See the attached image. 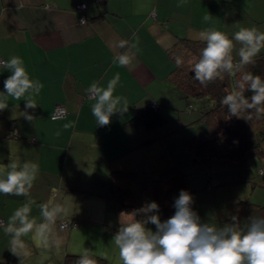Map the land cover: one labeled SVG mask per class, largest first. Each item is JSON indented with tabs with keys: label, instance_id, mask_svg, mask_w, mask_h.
<instances>
[{
	"label": "crops",
	"instance_id": "obj_1",
	"mask_svg": "<svg viewBox=\"0 0 264 264\" xmlns=\"http://www.w3.org/2000/svg\"><path fill=\"white\" fill-rule=\"evenodd\" d=\"M79 2L86 4L84 22L77 19ZM205 15L211 19L205 21ZM242 28L264 32V0H0V59L19 57L29 78L43 85L38 95L15 100L4 89L11 72L0 65V102L9 105L0 111V178L14 160L39 167L28 196L0 193V264H57L54 249L36 247L31 234L23 238L31 254L21 262L8 249L11 236L4 228L14 211L30 201V218L38 223L40 206L49 202L64 208L60 221L79 222L57 233L65 255L87 249L107 264H122L116 233L108 228L130 221V213L146 199H139L129 213H118L110 170L155 169L136 155L154 145L153 131L163 126L147 130L128 120L136 109L152 103L162 112L178 110L181 103L194 107L169 78L173 62L167 48L179 37L202 40L201 33L215 29L232 38ZM119 41L126 46L114 50ZM233 43L232 57L237 60L242 45ZM126 52H134L135 59L130 66H121L116 56ZM117 73L120 82L113 95L126 99L128 109L110 117L109 125L99 126L92 114L96 101L88 89L93 83L105 88ZM24 99L38 104L27 110L34 116L32 122L19 116ZM199 99L200 108L209 106L208 100ZM57 104L64 105L67 113L53 119ZM69 122L72 126L64 128ZM185 164H189L182 170L189 173L192 208L202 222L217 227L231 223L239 200L264 205V173L258 172L264 161L256 165V174L253 166L242 170L248 160L244 166L205 171L187 153ZM237 218L240 227L247 226L244 215ZM146 227L155 231L151 223Z\"/></svg>",
	"mask_w": 264,
	"mask_h": 264
},
{
	"label": "clouds",
	"instance_id": "obj_2",
	"mask_svg": "<svg viewBox=\"0 0 264 264\" xmlns=\"http://www.w3.org/2000/svg\"><path fill=\"white\" fill-rule=\"evenodd\" d=\"M204 19L208 21L211 15H205ZM201 39L206 42V46L201 50L199 58L191 63L190 71L205 87L218 78L223 79L224 73L235 75L246 66L254 65L264 49V32H259L256 28H242L232 38L212 29L201 33ZM233 41L242 45L238 52L239 63L236 64L232 57ZM125 46V41H119L113 47L115 50ZM134 59V52L116 56L121 66H130ZM176 63L180 66L181 59L177 58ZM0 65L11 72L4 80L7 96L21 100L26 94L40 93L43 85L29 78L19 57L13 56L7 62L0 61ZM119 82L120 75L117 73L105 88L93 83L88 89L91 98L96 101L92 106V114L99 126L109 125L110 117L117 113L122 115L128 109L126 99L113 95ZM237 89L221 100L231 116L240 117L241 112H255L257 117L264 116V79L251 72H244L237 82ZM246 92L251 95L246 96ZM24 100V110L19 112V116L32 122L34 116L27 110H35L38 104L32 99ZM8 107V103L0 102V111ZM71 126L72 123L69 122L64 128ZM8 168L6 174L0 178V193L17 197L28 196L39 173L38 165L14 160L8 164ZM31 203L30 201L17 208L9 218L4 228L5 235L11 236L8 249L21 262L31 254L23 239L31 234V241L36 247L54 249L57 264H63L66 257L57 233L66 226L59 220L64 208L59 203L42 204V222L38 223L35 218H30ZM193 203L192 195L181 189L174 200V214L164 221L159 217V205L155 201L133 210L130 213L132 219L125 222L114 235L122 264H264V217H252L248 225L242 228L238 218L232 216L231 223L217 227L202 222L192 208ZM138 215L141 216L140 219L136 218ZM149 223L155 225V231L146 227ZM77 264L96 262L85 249Z\"/></svg>",
	"mask_w": 264,
	"mask_h": 264
},
{
	"label": "trees",
	"instance_id": "obj_3",
	"mask_svg": "<svg viewBox=\"0 0 264 264\" xmlns=\"http://www.w3.org/2000/svg\"><path fill=\"white\" fill-rule=\"evenodd\" d=\"M205 46L204 40L179 37L167 48V54L173 62L169 78L180 89L183 97L206 98L210 102L199 116L204 122V129L186 139L184 146L199 164L200 170L219 171L244 166L250 157L264 156V116L257 117L255 112H241L240 117L231 116L221 100L230 92L238 90L237 82L244 72H251L264 79V53L256 58L254 65L246 66L235 75L224 73L223 79L218 78L205 87L190 71L191 63L199 58ZM177 58L182 61L180 66H177ZM233 63H239V59L233 58ZM245 95L250 96L251 93L246 92ZM128 121L131 125H140L151 130L164 124L166 118L158 106L153 107L150 104L136 109ZM188 176L189 173L175 163L153 170L111 169L115 209L118 213H129L143 197L146 203L155 201L159 205V217L164 221L174 214V200L181 189L192 195ZM235 209V216L244 215L247 225L252 217H264V205L248 200L237 201ZM136 218L140 219L141 216ZM118 230V227L108 228L113 233ZM80 255L66 254L65 264H77ZM90 255L96 264H107L102 256L92 252Z\"/></svg>",
	"mask_w": 264,
	"mask_h": 264
},
{
	"label": "rangeland",
	"instance_id": "obj_4",
	"mask_svg": "<svg viewBox=\"0 0 264 264\" xmlns=\"http://www.w3.org/2000/svg\"><path fill=\"white\" fill-rule=\"evenodd\" d=\"M189 100L193 102V108L188 105H185L184 107L181 103V107L178 109L180 111L166 108L163 109V112L161 111L163 116L166 118V122L162 124L163 126L159 127V129H155V131H153L155 132L154 136L156 138L154 145L149 147L147 150L145 149L143 152L140 151L137 153L136 156L138 161L141 162L144 160L145 164L147 163L150 168L155 169H159L168 163H175L178 166L183 165L184 168L181 169H187V167H189V164H185L186 155L187 153L189 154V152L184 146V141L204 129V122L199 119V111L207 108V106L200 108L196 105V103L201 100L199 98H189ZM204 100L207 99L203 98L202 101L204 102ZM159 131L161 132L157 133ZM263 161L264 156L250 157L248 159L247 167H244L242 170L245 172L246 168L253 166L254 173L256 174L258 170L256 165L262 164ZM140 162H138L139 166L141 165ZM128 169L132 170L135 168Z\"/></svg>",
	"mask_w": 264,
	"mask_h": 264
},
{
	"label": "built area",
	"instance_id": "obj_5",
	"mask_svg": "<svg viewBox=\"0 0 264 264\" xmlns=\"http://www.w3.org/2000/svg\"><path fill=\"white\" fill-rule=\"evenodd\" d=\"M96 1H99V0H96ZM86 8V4L84 2H79L78 4H76V12L78 13V21L80 22H84V16L82 15V12L83 10ZM0 61H3V59H0ZM89 96H90V93H89ZM91 97V96H90ZM153 107H156L157 104L156 103H152L151 104ZM67 113V110H66V107L64 105H61V104H57L55 107H54V110L51 114V118L53 117H56L55 119L57 118H61L63 117L65 114ZM13 136L17 137V133L16 132H13ZM259 173H264V168L262 169H259L258 171ZM61 223L65 224L66 226L65 227H76L79 222L76 221V220H61L60 221ZM3 223V220L0 218V224Z\"/></svg>",
	"mask_w": 264,
	"mask_h": 264
}]
</instances>
